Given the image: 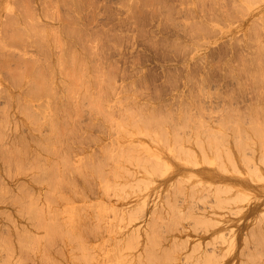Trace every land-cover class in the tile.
<instances>
[{
    "label": "rangeland",
    "instance_id": "obj_1",
    "mask_svg": "<svg viewBox=\"0 0 264 264\" xmlns=\"http://www.w3.org/2000/svg\"><path fill=\"white\" fill-rule=\"evenodd\" d=\"M261 204L264 0H0V264H264Z\"/></svg>",
    "mask_w": 264,
    "mask_h": 264
},
{
    "label": "bare ground",
    "instance_id": "obj_2",
    "mask_svg": "<svg viewBox=\"0 0 264 264\" xmlns=\"http://www.w3.org/2000/svg\"><path fill=\"white\" fill-rule=\"evenodd\" d=\"M146 191V190H145ZM149 192V191H148ZM148 192H145V195H147L148 194ZM147 193V194H146ZM150 193V192H149ZM231 195H232V192H229ZM241 193V192H240ZM234 194H236V193H234ZM246 198L244 199L245 201L243 202L244 204H242V206H240V208H239V206L237 205H235L236 207H238L237 209H236V207H235V209H234V211L235 212H237L238 214H242V213H246L247 212V210H250V213L252 214L251 216H250V219H253L254 218V214H255V211L258 209L257 208V204H258V201L260 200V198L258 197V196H256V198H254V199H250V198H248L247 196H246V193H245V195H244ZM228 198H230V197H228ZM228 198H226V199H228ZM232 198H234V196L232 197L231 196V200H230V203H233L234 201H235V204H236V202H238L237 200H235V198L234 199H232ZM122 199V198H121ZM256 199H258V201H255ZM125 199H123L122 201H124ZM225 200V199H224ZM127 200H125L120 206H122L123 204H128V202H126ZM222 201V202H221ZM220 201V199H217V200H215V202H216V204L214 205L215 206V208H217V209H219L218 211H221L222 209H221V207H220V205L221 206H224V204L226 203H223V200H221ZM226 201H228V200H226ZM231 201H233V202H231ZM119 202H120V200H119ZM118 202V203H119ZM222 203V204H221ZM124 205L125 207L126 206H128V205ZM149 204V203H148ZM214 204V203H213ZM234 204V203H233ZM176 205V204H175ZM175 205H173V207L171 208V214L172 215H175V216H180L181 214H184V212H186V211H188L189 210V208H187L186 209V211H184L185 209L184 208H179L178 207V205L177 206H175ZM226 205V204H225ZM244 205V206H243ZM120 206H119V208H120ZM144 206V207H143ZM140 205L139 206V208H140V210H141V213L142 212H145L146 211V207L145 206H148L146 203H144V205ZM261 206L262 207H264V205L263 204H261ZM182 207V206H181ZM241 207H242V209H241ZM142 208V209H141ZM123 209L124 208H122L121 210H122V213H120L121 215L122 214H126V213H124L123 212ZM126 210H127V208H125ZM143 209H144V211H143ZM157 210V209H156ZM155 210V211H156ZM238 210V211H237ZM125 211V210H124ZM155 211H153V213L155 212ZM223 211V210H222ZM261 211V210H260ZM216 212V211H215ZM146 213V212H145ZM149 213H151L152 214V212H150L149 211ZM157 213V212H156ZM147 214L148 213H146V218L148 217L147 216ZM155 214V213H154ZM188 214V213H187ZM191 215H192V213H190ZM194 214V213H193ZM213 214H214V212H213ZM127 215V214H126ZM143 215H145V214H143ZM148 215H150V214H148ZM190 215V216H191ZM199 216H197V217H199L200 218V221H201V223H206V222H208L209 220H204V219H202L201 220V217L200 216H202V214H198ZM194 216V215H193ZM123 217H125V215H123ZM142 217H144V216H142ZM203 217V216H202ZM145 218V219H146ZM192 218V217H191ZM143 219V218H142ZM157 219H159V218H157ZM116 220H119L120 221V219H116ZM115 219H113V225H112V227H111V229L109 230V232H108V235H107V238H106V245H105V248H106V250H105V252L107 251V254L105 255V258H104V264H115V263H117V261H118V259L119 258H122V257H117V255H115L117 252H118V255H121L120 253H123V251H131L132 249L131 248H129L130 246L128 245V247H127V242L129 241V244L130 243H134V239H140V238H143V232H144V230H146L145 232H146V234L149 232V230H147V228H145V222H143V221H140L141 222V225L143 224V226H144V229L140 226V223L139 224H137V225H139V226H137L136 225V222H138L137 221V219H135V220H128V219H126V223H125V225H123L122 223H120L119 221H116ZM128 221H129V225H126L127 223H128ZM136 221V222H135ZM122 222V221H121ZM125 221H123V223H124ZM143 222V223H142ZM230 222V221H229ZM175 223H176V221H174L172 224L173 225H175ZM226 223L225 222H223V221H220V222H218V223H214L213 221H212V223H211V233L213 234V235H216L215 233H219L220 234V232L222 231V229L220 228V227H224L225 226V228H226V225H225ZM123 226V227H122ZM137 226V227H136ZM140 227L142 228L141 230H140ZM187 230V229H186ZM219 230H221V231H219ZM224 230V229H223ZM236 230L237 229H235V230H232V233H235L236 232ZM140 232V233H139ZM151 232V231H150ZM150 232L146 235V234H144V235H146L145 237L147 238H152V236L150 237ZM218 234V235H219ZM151 235H154L153 234V232H151ZM211 235V234H210ZM133 237V238H131V237ZM134 236H136V237H134ZM212 236V235H211ZM210 236V237H211ZM125 237H127V241L125 240L126 238ZM144 237V242L143 243H145V245L147 244V242H145V238ZM213 237V236H212ZM217 238V237H216ZM179 238L177 237H172L171 239H170V241H171V243L174 245V243H175V240H178ZM184 238H181L180 240H183ZM192 239V238H191ZM107 241L109 242V243H107ZM125 241V242H124ZM138 240H136V244L137 243H139V241L137 242ZM170 241H169V244H170ZM187 241H191V240H187ZM185 242V241H184ZM192 242V241H191ZM123 243H125V246L126 247H124L123 246ZM187 242H185V244H186ZM193 243H195V242H193ZM142 244V243H141ZM171 244V245H172ZM188 244V243H187ZM187 244H186V246H187ZM137 245H139V244H137ZM144 245V244H143ZM143 245H142V247H143ZM144 245V246H145ZM170 245V246H171ZM173 245H172V247H173ZM190 245L191 244H189L188 245V247H186L185 245V248H183V247H181V249L180 250H178L179 251V256H177V258H176V260H175V258L173 257L171 260L173 261V263L172 264H237V261L239 260V259H237V261H235V258H234V256H235V254L233 253V252H230V253H228V252H225V250L224 251H222L225 247H224V244H220V247L223 245V248H222V250H221V248L219 247V251H222V252H218V255H219V258H216V257H213V249L211 250L210 249V247L209 246H206L205 244L203 245V249L205 248V247H209V251H211L212 252V256H210V252H208V254H206L208 257L210 256V259H207V256L205 255V253L204 252H206L207 253V251H208V249L206 248L205 250H207V251H204V250H202V248L200 247V245H199V248L202 250V251H200V249L198 248V247H193V251L194 252H191V249H189L190 248ZM195 245V244H194ZM197 245V244H196ZM226 245H228L229 246V244L228 243H226ZM155 248L157 247V245H153ZM152 246V249L154 248ZM175 246V245H174ZM192 246V245H191ZM198 246V245H197ZM145 247H148L149 248V246H148V244L145 246ZM150 247H151V245H150ZM159 247V246H158ZM217 247V246H216ZM217 247V248H218ZM235 247V246H234ZM123 248H125V250H123ZM129 248V249H128ZM139 248V247H138ZM154 248V249H155ZM196 248L198 249L197 251H196ZM121 249L123 250V251H121ZM151 249V248H150ZM157 249V248H156ZM146 250H147V248H146ZM115 251H117L116 253H115ZM125 251V252H126ZM145 251V250H144ZM149 251V250H148ZM154 250H152V252H153ZM120 252V253H119ZM132 252H134V251H132ZM131 252V253H132ZM141 253L143 252V250L141 249V251H140ZM147 251H145V253L143 252L142 254H148V253H146ZM151 251H149V253H150ZM216 252V250H215V253H217ZM223 252H225V254H222L221 255V253H223ZM176 253H178V252H176ZM215 253H214V255H215ZM100 254H103V253H100ZM105 254V253H104ZM134 254V253H133ZM98 255V254H97ZM96 255V256H97ZM114 255H115V257H117V260H116V262H115V259L116 258H114ZM151 255V254H150ZM150 255H146V256H150ZM223 255H225V256H223ZM95 256V257H96ZM143 256V255H142ZM216 256V255H215ZM220 256H223L221 259H220ZM238 256V255H237ZM240 256V255H239ZM238 256V257H239ZM251 256L252 255H250V257H249V259H251ZM94 257V258H95ZM213 257V260H214V258H215V260L213 261L211 258ZM225 257V258H224ZM224 258V259H223ZM97 259V258H96ZM120 261H121V259H120ZM188 261V262H187ZM208 263H207V262ZM95 263H96V261H95ZM95 263H93V264H95ZM238 263H239V261H238Z\"/></svg>",
    "mask_w": 264,
    "mask_h": 264
}]
</instances>
